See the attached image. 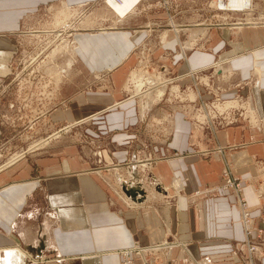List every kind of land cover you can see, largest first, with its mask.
Wrapping results in <instances>:
<instances>
[{
	"label": "crops",
	"instance_id": "1",
	"mask_svg": "<svg viewBox=\"0 0 264 264\" xmlns=\"http://www.w3.org/2000/svg\"><path fill=\"white\" fill-rule=\"evenodd\" d=\"M32 2L0 0V82L7 78L8 62L15 52L9 35L19 28V11L15 6ZM128 15L119 17V24L114 26H84L73 33L78 46L76 64L61 85L63 104L51 114L50 120L55 126L78 123L76 142L75 138L66 143L55 141L44 150L62 148L61 165H53L47 158L38 160L43 167L39 168L40 174L51 176L45 188L51 220L49 224L39 222L34 233L20 232L24 245L15 239L13 231L23 214L26 217L34 214L26 211V206L36 192H44L40 188L42 184L24 175L22 178L24 171L19 173L20 168L12 166L15 164L0 170L5 171L0 173V264H36L38 257L45 253L76 255L73 258L79 259L77 264H120V256L116 253L119 248H129L135 243H158L166 238H178L185 244L169 248L171 259L166 260V264H201L196 261L201 257H205L208 264L242 262L245 235L232 196L223 192L216 196L194 192L220 183L223 160H230L236 170L247 172L257 157H264V143L258 142L255 134L252 137L256 143L228 154L224 151L220 158L205 159L200 152L207 148L219 145L225 149L235 143L236 128L216 132L213 140L208 135L202 138L201 132L193 129L183 113H176L172 137L157 148L159 157L153 165L154 179L151 178L154 189L158 186L160 190L156 191L164 196L173 178L181 184L178 193L175 187H171L174 190L170 188L176 202H168V207L166 202L164 211L161 206L151 204L143 205L139 210L128 206L103 176L90 169L95 164V148L101 150L102 164L110 166L132 157L137 150L136 141L143 135L142 129L140 132L138 128L140 106L136 100L126 97L123 86L139 59L135 49L143 45L150 50V45L157 44V37L149 34L151 17L122 20ZM34 30L42 33L52 29ZM34 30L17 31L16 34L25 36ZM228 33L229 29H222L220 42L228 41L232 49L222 55L217 54L219 48L215 44L219 41L215 37L211 38V51H193L184 60L182 52L176 53L170 63L177 73L175 78L178 77L181 84L190 83L193 76L188 74L189 70L202 71L221 60L228 65L226 78L222 74L215 76V80L223 78L221 96L232 97L236 93L247 96L255 103L256 113L259 112L264 121V26L238 27L241 36L236 38ZM215 39L218 42H213ZM166 40L165 46L176 44L174 38L167 37ZM251 72L256 74L255 79ZM240 81L249 84L243 89H235L233 86ZM95 112H99L98 115L92 116ZM68 127L61 130L68 131ZM244 136L249 139L246 131ZM58 137L53 135L51 139ZM194 149L197 153H193ZM7 177L19 180L6 183ZM250 190L246 188L249 197ZM13 247L20 250L9 251ZM58 263L63 264V261L51 262Z\"/></svg>",
	"mask_w": 264,
	"mask_h": 264
},
{
	"label": "rangeland",
	"instance_id": "2",
	"mask_svg": "<svg viewBox=\"0 0 264 264\" xmlns=\"http://www.w3.org/2000/svg\"><path fill=\"white\" fill-rule=\"evenodd\" d=\"M33 1L30 5L17 4L18 6H15L19 11L17 15L19 28L10 32L9 35L12 39L11 44L15 45L12 47L14 51H17L8 62L7 78L0 82V170L15 164L12 166L20 168L19 173L24 171L21 173L22 178L24 175L27 179L39 180L42 184L40 188L44 191H41L40 194L36 192L32 202L26 206V211H32L34 214L29 217L23 214L17 221L13 234L22 245H24V240L20 237V232L34 233L39 222L49 224L51 220V211L45 198L46 182L50 181L49 177L51 176H45L47 173L43 172L44 175L40 174L39 168L43 167H40L38 160L47 158L49 163L61 165L62 148L53 147L52 150H44L49 148L50 144H55V141L66 143L75 138L74 142H76L78 123H74L72 126H69L70 123L55 126L52 125L53 122L50 119L51 114L63 104L60 100L61 85L74 68L78 52L76 55L71 54L73 45H77L72 31L66 32L67 34L61 37L42 34L37 39L35 38L37 35H34L35 37H32L31 34L24 36L18 35L16 32L42 28L57 30L66 24L71 25L75 30L84 26L119 24L117 22L119 16L108 6L107 0ZM12 7L14 6L12 5ZM141 16L151 17L148 23L152 25L149 34L157 37V44L150 45V50H147L143 45L135 49V52L139 54V59L136 60L137 63L128 74L123 90L128 99L136 100L140 106V126L138 128L140 132L142 129L143 135L136 141L137 150L132 157L110 166L102 164L101 150L95 148L93 151L95 164L90 169L103 176L109 187L111 185L110 188L113 192L123 198L128 206H134L139 210L141 206L151 204L161 206V211H164L163 207H168L170 203L176 202L171 194L174 190L171 188L172 186L176 188V191L179 189L176 182L173 184V180L176 179L171 180L169 188L161 185L166 188L164 196L163 193L158 194L156 191L160 190L158 186L154 189L151 178H153L154 162L159 157L156 155L157 148L166 144L172 137L173 118L176 113H183L191 121L193 129L201 132L202 138L208 135L213 140L216 132L236 128L238 137L235 143L228 145L225 149L219 145L207 148V151L200 152L205 159L220 158L224 151L228 154L247 144L256 143V139L254 140L252 137L253 134L259 138L258 142L264 143V121L261 120L260 113H256L255 103L241 94L236 93L232 97H222L220 94L223 78L215 80V76L222 74L226 78L228 76L226 66L228 65L219 60L212 67L202 71L189 70L188 74L193 76L192 82L183 84L179 82L178 77L175 78L177 73L170 65L171 62L173 63L176 53L182 52L184 60V57L193 51H211L213 48L211 46L212 37L219 41L216 39L213 41L218 42L215 44L219 48L217 54L222 55L231 50L232 45L228 41L220 42L222 29H229L228 35L236 38L241 36L238 33V27L244 25L264 26V0H251V4L242 7L241 11L232 10L231 6L224 4V0H140L133 13L122 20ZM238 23L240 25H237ZM139 31L142 32L143 29H139ZM167 37L176 39L175 45H168L172 48L165 46ZM142 47L144 48L142 49ZM50 52L51 59L49 58ZM61 68L66 69V75L62 73L60 76L59 69ZM30 71L32 73H29ZM133 73L135 75L132 77ZM50 74L54 75V82ZM95 75L99 77V74ZM148 75L152 79H150L151 83L144 81ZM251 77L255 79L256 74L251 72ZM136 78L144 81L143 85L139 83L138 89L136 88L137 82L132 81ZM46 83L49 84V87H44L43 91L41 86ZM247 84L240 81L233 87L239 90L245 88ZM156 88H164L163 94L146 95L148 91ZM46 93L51 95V102L45 103L43 98L46 97ZM229 103L234 107L228 109ZM98 113L95 112L92 116H97ZM67 126H69L68 131L61 130L66 129ZM245 131L249 133L248 140L244 136ZM4 135L6 139L3 140ZM53 135L59 137L51 139ZM195 151L194 149L193 153H197ZM97 153L100 156H97ZM42 154L45 155L41 156ZM141 162L146 164L144 168L139 165ZM130 167H134L133 170L138 176L137 181L144 183L147 188L146 195L145 192H138L136 196L138 200L136 199L135 202L132 201L134 198H130L131 194L127 193V191L130 192L132 186L122 190L124 186L121 189V185L118 183V177L121 175L128 177L126 175H129ZM220 176L219 184L206 186L202 190L195 191L194 194L211 196H216L219 192L230 194L238 210L241 225L244 226V214L245 218L249 220L248 227H246V223L243 227V230L245 227L247 228L244 232L243 242L245 253L241 258L242 262L238 264H264V157H257L253 161L252 168H249L247 172H240L233 167L230 160H223ZM17 180L19 179L14 177L4 179L6 183ZM246 188L251 189L250 197ZM177 193L175 192L174 196ZM165 241L178 243V247L185 245L178 238L162 239L159 243ZM154 243L157 241L145 245L135 243L133 247L150 246ZM16 248L19 249L13 247L9 251ZM125 248L118 249L121 264H166L171 259L168 256L169 248H164L160 253L150 250L145 256L146 263L140 259L136 252L125 254ZM252 249L254 251L250 252ZM52 254L41 255L44 260L39 261L38 258L36 264H51V262L55 263L61 260L63 264H77L79 261L78 258H73L76 255ZM204 260L207 261L205 257H201L196 261L202 264Z\"/></svg>",
	"mask_w": 264,
	"mask_h": 264
},
{
	"label": "bare ground",
	"instance_id": "3",
	"mask_svg": "<svg viewBox=\"0 0 264 264\" xmlns=\"http://www.w3.org/2000/svg\"><path fill=\"white\" fill-rule=\"evenodd\" d=\"M139 1L140 0H107V4H108V6L115 12V13H117L118 14V16L119 17H124V16H126V15H128L131 11H133L134 10V8L136 7V5L139 3ZM224 4L225 5H229V6H231L232 7V10H236V11H241V8L242 7H247V6H249L250 4H251V0H224ZM85 24V23H84ZM237 25H240V23H238ZM69 31H72V34L73 33H75L77 30H75L71 25H64V26H62V27H59V29H52V30H48V31H44V32H37V31H34V32H29V34H31V35H37L35 38L37 39V38H40L39 36H41V34H44V35H54L55 37H61V36H63L64 34H67L66 32H69ZM54 32H56V33H54ZM41 41V40H40ZM74 44V43H73ZM57 51V50H56ZM59 51V50H58ZM52 52V51H51ZM51 52H50V54H49V58L51 59V57H50V55H51ZM78 52V46L77 45H73V48H72V55H76V53ZM53 53V52H52ZM74 58V57H73ZM69 65H71V64H69ZM59 73H60V76H62V73L64 74V75H66V69L65 68H61V69H59ZM141 74V73H140ZM147 74V73H146ZM50 75H52V78H53V82H54V75L53 74H50ZM132 75V77L135 75L134 73L133 74H131ZM142 75V74H141ZM138 76V75H137ZM143 77V76H142ZM137 78H140V77H137ZM136 78V80L134 79V80H132L133 82H137L136 84L138 85L136 88L138 89V87H139V83H141L142 85H143V83L142 82H144V81H147V82H150L151 83V78H150V76L148 75V78H146V79H144V81H142L141 79H137ZM157 78V77H156ZM151 79V80H150ZM145 84V83H144ZM165 86V85H164ZM162 87V86H161ZM136 89V90H137ZM157 89V88H156ZM154 89V90H151V91H148L147 93H146V95H151L152 93H153V95H154V93H157L158 95H160V93L161 94H163V90H164V88H161V89ZM137 91H139V90H137ZM156 94V95H157ZM157 95V96H158ZM149 98V97H148ZM158 98V97H157ZM234 106L233 105H230V106H228V109L229 108H233ZM223 110V109H222ZM68 127V126H67ZM147 164H148V162H147ZM139 165H141L143 168L146 166V164H144L143 162H141ZM133 168L134 167H130V172H129V175H126V176H128V177H125V175H121L120 177H118V180H119V184L121 185V189L123 188V186H124V188L122 189V190H126V188L127 187H129V186H132V187H137V188H139L140 190H142L143 191V193L146 195V187H145V185H144V183H142V182H140L139 180V182L137 181V179H138V176H137V173L135 172V170H133ZM136 168V167H135ZM129 171V170H128ZM137 177V178H136ZM130 178H132L133 180H129ZM177 180V179H176ZM174 181L173 180V184H175V182H176V184L178 185V187L180 188V183L178 182V181ZM126 187V188H125ZM136 191V195L135 196H130V198H134L132 201L133 202H135V200L137 199L138 200V197H136L137 196V194H138V192H137V190H135ZM140 195V194H139ZM137 203H142V202H138V201H136ZM242 216H243V214H242ZM243 221H244V226H245V223H246V227H248V224H249V220H247L246 218H245V214H244V217H243ZM243 226V227H244ZM244 228V232L246 231V229L247 228ZM178 245V243L176 244V243H174V242H167V241H165V242H162V243H155V244H153V245H150V246H139V247H133V246H131V247H129V248H125V254H127L128 255V253H133V252H136V254L137 255H139L140 256V259H142V261L144 262V263H146V259H145V256H146V253L147 252H149L150 250H152V251H157L158 253H160V251H162V250H164V248H170V247H173V246H177ZM254 250H250V252H253ZM119 251H117L116 253L118 254V255H120V253H118ZM39 258V261H43L44 259L42 258V256L41 257H38ZM121 264V263H120ZM202 264H208L207 263V261H203L202 262Z\"/></svg>",
	"mask_w": 264,
	"mask_h": 264
},
{
	"label": "built area",
	"instance_id": "4",
	"mask_svg": "<svg viewBox=\"0 0 264 264\" xmlns=\"http://www.w3.org/2000/svg\"><path fill=\"white\" fill-rule=\"evenodd\" d=\"M15 51H17V50H15ZM15 53V52H14ZM22 69H25V68H22ZM21 69V70H22ZM20 70V71H21ZM21 73V72H20ZM29 73H32L31 71L29 72ZM43 87V91L45 90V88H48L49 87V84L48 83H46L44 86L42 85L41 86V88ZM45 87V88H44ZM47 94H49V93H46V97L45 98H43L44 100H45V103H48V102H51V100H52V97H51V95H47ZM97 156H100V154L99 153H97ZM253 250V249H252Z\"/></svg>",
	"mask_w": 264,
	"mask_h": 264
},
{
	"label": "water",
	"instance_id": "5",
	"mask_svg": "<svg viewBox=\"0 0 264 264\" xmlns=\"http://www.w3.org/2000/svg\"><path fill=\"white\" fill-rule=\"evenodd\" d=\"M135 190H137V192H141V193H143L142 192V190H140V189H138L137 187H132L131 189H130V192L129 191H127V193L128 194H131V196H135L136 195V191Z\"/></svg>",
	"mask_w": 264,
	"mask_h": 264
}]
</instances>
